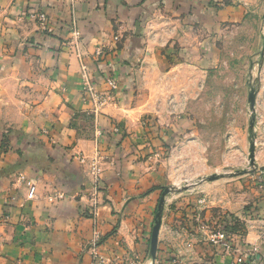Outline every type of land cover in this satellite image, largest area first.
Instances as JSON below:
<instances>
[{"label":"crops","instance_id":"crops-1","mask_svg":"<svg viewBox=\"0 0 264 264\" xmlns=\"http://www.w3.org/2000/svg\"><path fill=\"white\" fill-rule=\"evenodd\" d=\"M66 1L10 0L6 7L12 15L43 5L52 33L37 32L31 18L9 29L13 39L28 36L32 48L17 53V62L27 66V72L13 69L6 78L27 80L30 96L38 99L30 104L36 113L33 120L27 118L26 126L24 121L18 126L23 133L15 141L21 148L0 157V264H89L94 239L99 253L114 256L121 264H154L162 260L161 225L155 253L150 251L159 194L137 195L140 185L119 176H127L129 170L103 161V154H112L101 151L105 133L111 126L118 130L119 122L131 126L135 79L140 132L143 121L146 126L148 117L158 115L152 100L157 79L170 78L169 88L189 92L188 66L175 72V57L158 53L177 39L180 14L186 30L196 22L209 29L210 17L228 15L232 20L242 16L243 7L234 1L216 9L207 5L208 0H72L81 37L76 55L63 22ZM163 22L176 34L165 42ZM4 30L0 27V32ZM80 61L99 90L107 88L104 79L109 71L118 80L100 111H92L82 92ZM95 162L100 163L97 185L91 170ZM228 199L226 195L219 201L230 210ZM217 251V264L232 263L234 252Z\"/></svg>","mask_w":264,"mask_h":264},{"label":"rangeland","instance_id":"rangeland-1","mask_svg":"<svg viewBox=\"0 0 264 264\" xmlns=\"http://www.w3.org/2000/svg\"><path fill=\"white\" fill-rule=\"evenodd\" d=\"M9 1H0V27L5 28L0 32V157L21 148L15 141L23 133L18 126L23 121L26 126L27 118L33 120L36 113L30 104L38 99L30 96L27 80L6 78L13 69L27 72V66L17 62V53L32 48L28 36L13 39L10 25L31 18L37 32L52 33L50 15L41 9L43 5L10 15L6 11ZM233 1L243 7L242 16L232 20L228 15L212 16L209 29L196 22L186 30L179 15L177 39L158 53L175 57V72L188 66L192 76L189 92L169 88L170 78L157 79L152 100L158 115L148 117L146 126L143 121L140 132L135 79L131 126L126 127L123 121L116 124L118 130L107 128L106 142L100 145L102 152H112L103 154V161L111 160L116 168L129 170L127 176H119L140 185L137 195L144 197L153 191L159 194L158 202L163 198L159 251L164 264H217L219 248L210 241L217 230L226 232L232 248L248 253L257 250L256 257L248 256L264 262V0H208L207 5L218 9ZM66 2L63 22L68 26L67 41L75 45L77 55L76 44L81 40L78 20L72 0ZM162 26V42L176 36L173 27L166 22ZM83 66L98 92L104 94V107L116 90L109 89L106 78L116 79L115 75L109 71L104 79L107 88L102 91L83 61L81 75ZM81 87L84 92L82 82ZM95 165L91 173L97 185L100 163ZM226 195L233 205L230 210L220 205L219 198L225 200Z\"/></svg>","mask_w":264,"mask_h":264},{"label":"built area","instance_id":"built-area-1","mask_svg":"<svg viewBox=\"0 0 264 264\" xmlns=\"http://www.w3.org/2000/svg\"><path fill=\"white\" fill-rule=\"evenodd\" d=\"M82 85L86 99L88 102L93 105V110H98L104 104V94L98 92L95 85L90 81L87 72L85 71V66L82 67ZM106 84L109 89H116L117 88V81L115 78L108 77L106 78ZM88 96V97H87ZM92 172H95L96 165L92 163L91 165ZM97 239H94V243L90 247V262L89 264H121V262L114 256H106L98 252L95 242ZM211 243L214 246H217L219 250H222L226 253L234 252L235 256L233 257L231 264H264V262H256L258 258H253L254 255L257 256V250L250 251L249 253L246 251H238L235 248L231 247V243L229 242V237L227 236L226 232L222 230H217L211 234L210 238ZM126 264H134L133 262H128ZM154 264H164L163 260H154Z\"/></svg>","mask_w":264,"mask_h":264},{"label":"water","instance_id":"water-1","mask_svg":"<svg viewBox=\"0 0 264 264\" xmlns=\"http://www.w3.org/2000/svg\"><path fill=\"white\" fill-rule=\"evenodd\" d=\"M253 98H254V94L252 92V93H250V95L248 97L250 106H252V104H253ZM252 150H253V147H252V144H250V157L252 156V153H251ZM166 191H167V189L165 188L163 193H165ZM162 199L163 198H160V200H159V203L157 206L156 219H155L154 225L152 227V231H151L150 251L152 254H154L155 250H156V240H157L158 230H159L160 221H161Z\"/></svg>","mask_w":264,"mask_h":264}]
</instances>
